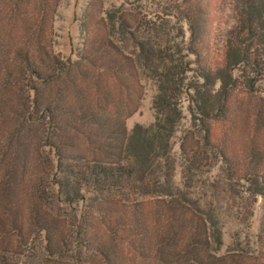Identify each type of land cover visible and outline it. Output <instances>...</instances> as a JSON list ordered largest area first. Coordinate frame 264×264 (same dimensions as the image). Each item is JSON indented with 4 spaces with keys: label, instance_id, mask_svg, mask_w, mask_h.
<instances>
[{
    "label": "trees",
    "instance_id": "16d2710c",
    "mask_svg": "<svg viewBox=\"0 0 264 264\" xmlns=\"http://www.w3.org/2000/svg\"><path fill=\"white\" fill-rule=\"evenodd\" d=\"M98 1L64 57L57 2L0 0V264H264V238L228 248L192 190L209 162L233 178L212 123L235 92L264 95V0ZM145 82L155 122L129 130ZM247 163L256 201L264 144Z\"/></svg>",
    "mask_w": 264,
    "mask_h": 264
},
{
    "label": "rangeland",
    "instance_id": "374dc122",
    "mask_svg": "<svg viewBox=\"0 0 264 264\" xmlns=\"http://www.w3.org/2000/svg\"><path fill=\"white\" fill-rule=\"evenodd\" d=\"M54 1L58 4V11L52 22L53 48L57 54L66 57L72 51L80 52L83 47L84 25L89 24L85 23V15L89 11L90 0ZM103 1L109 11L118 8L132 10L130 5L124 4V0H100L99 7ZM134 6L143 13L142 3ZM101 12L98 8L95 14L101 15ZM145 88L139 112L128 120L129 130L138 124L149 127L155 122V87L145 82ZM262 98L264 95L235 92L225 118L212 123V142L226 154L233 178H229L227 163H219L212 169L209 162V175L200 178V182L192 189L194 198L206 210L214 211L220 217L226 246L230 249L245 247L248 239L254 241L257 236L264 238V198L253 201L248 194L243 193L246 188L240 181V176L249 168L247 160L251 144H264V129L259 128L256 120L260 105L264 103ZM191 184L194 186L195 183ZM257 247H260L259 244Z\"/></svg>",
    "mask_w": 264,
    "mask_h": 264
}]
</instances>
